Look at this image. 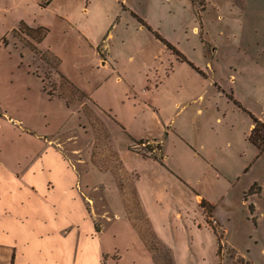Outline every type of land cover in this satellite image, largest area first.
Segmentation results:
<instances>
[{"label": "rangeland", "instance_id": "1", "mask_svg": "<svg viewBox=\"0 0 264 264\" xmlns=\"http://www.w3.org/2000/svg\"><path fill=\"white\" fill-rule=\"evenodd\" d=\"M20 21L43 37L7 35ZM33 71L86 98L66 106ZM254 120L264 0H0V152L61 147L94 200L97 264H153L150 229L158 264L165 251L173 264H264Z\"/></svg>", "mask_w": 264, "mask_h": 264}, {"label": "crops", "instance_id": "2", "mask_svg": "<svg viewBox=\"0 0 264 264\" xmlns=\"http://www.w3.org/2000/svg\"><path fill=\"white\" fill-rule=\"evenodd\" d=\"M83 185L53 141L0 152V264H97L96 209Z\"/></svg>", "mask_w": 264, "mask_h": 264}, {"label": "trees", "instance_id": "3", "mask_svg": "<svg viewBox=\"0 0 264 264\" xmlns=\"http://www.w3.org/2000/svg\"><path fill=\"white\" fill-rule=\"evenodd\" d=\"M21 29L26 30L25 33L31 38H32L33 32L39 33V37H38L37 41H39V39L41 37H43V35H44L43 33L42 34L40 33L41 30H42L41 27L31 28L27 24H25L23 21H20L18 23V26L16 28L12 29L7 35H15L17 33V31H19ZM2 42L5 45H7L6 38H2ZM24 44L21 46L22 47L21 49H23V47L26 46V45H27L26 47L29 46L28 48L30 50L34 49V47L30 43L25 41ZM46 56H47L46 54H43L42 57H46ZM47 61H48V59H47ZM33 74H34V71H33ZM34 75L37 76L40 79L41 85H42V89L49 97L55 96V97L61 99L66 104V106H70V105L72 106L74 102H76L78 100H81L83 98H86V95L79 88L74 86L68 80L64 79L62 74L59 75V76H60V78L62 80H65V82L68 85V88H70L73 91L72 97H70V96L68 97V96L62 94L61 92L59 93L58 91L56 92V90H53L52 87L47 88L46 87V83H45V77H40L37 74H34ZM74 95H75V98L73 99ZM249 139H250V141L253 144L264 148V123L263 122H261L259 120H254L253 127L250 130ZM140 143H143V142H140ZM147 147L149 148V146H147ZM152 150H153V147L150 148V150H149L150 154L147 155V156L156 157V154L151 152ZM140 235H141V237H142V239H143V241H144V243L146 245V248L151 253V259H152L153 264H158L156 256H155L156 247H154V246L157 244L156 246H158V247L160 246L162 248L161 242L158 240V238L156 237V235L153 233V231L151 229H150V231H149V233L147 235H146V233L144 231H141ZM153 240H154L155 244L153 243ZM219 246H220V243L218 242V248H219ZM153 251H154V253H153ZM165 252H166V255H167L166 264H173L171 256L167 253V251H165Z\"/></svg>", "mask_w": 264, "mask_h": 264}]
</instances>
